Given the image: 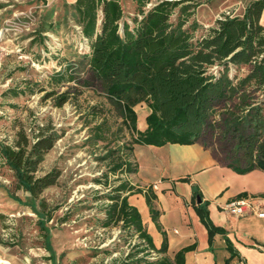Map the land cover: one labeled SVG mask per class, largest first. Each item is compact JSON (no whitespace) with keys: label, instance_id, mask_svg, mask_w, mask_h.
<instances>
[{"label":"trees","instance_id":"1","mask_svg":"<svg viewBox=\"0 0 264 264\" xmlns=\"http://www.w3.org/2000/svg\"><path fill=\"white\" fill-rule=\"evenodd\" d=\"M136 2V12L129 20L119 0H76L68 5L89 45L85 58L92 79L121 120L119 132L126 129L131 138L129 146L106 149L100 157L110 169L105 181L97 182L107 184L110 174L119 182L103 197L110 202L103 226L121 224L139 240L126 258L115 264H185L186 254L195 245L171 253L153 187L144 191L122 176L139 171L134 145L168 144H201L207 150L218 147L222 158L218 152L212 155L234 172L264 173V0H248L242 15L222 14L200 35H196V23L186 26L191 7L183 6V0H160L149 9L150 0ZM176 10L180 16L173 21ZM52 81L72 83L76 77L65 71L54 75ZM29 91L33 93V89ZM9 93L18 97L25 91ZM70 97L69 90L57 96L55 106L63 107ZM142 103L150 109L144 131L138 128L135 111ZM94 130L95 139L103 140L110 128L104 122ZM60 138L52 129L33 141L20 132L14 146L1 145L0 155L15 173L18 189L37 199L46 189L58 186L62 175L58 168L41 177L36 173ZM134 195L144 197L151 222L163 237L160 245L138 207L131 204ZM198 196L203 199L195 189L193 207L207 229L209 244L212 246L216 235L224 236L230 263L237 254L227 232L213 223L209 203L198 204Z\"/></svg>","mask_w":264,"mask_h":264},{"label":"rangeland","instance_id":"2","mask_svg":"<svg viewBox=\"0 0 264 264\" xmlns=\"http://www.w3.org/2000/svg\"><path fill=\"white\" fill-rule=\"evenodd\" d=\"M119 1L129 20L137 0ZM159 1L150 0L147 9ZM183 1V6L191 7L186 26L196 23V35L205 33L222 14L239 15L227 0ZM68 5L65 0H0V149L14 146L20 132L33 141L55 130L61 138L36 176L54 168L62 173L58 186L36 199L17 188L15 173L0 155V264H115L139 243L121 224L103 226L110 204L103 197L119 182L112 174L107 184L97 182L105 181L110 169L100 157L106 149L129 146L131 138L126 129L119 132L121 120L92 79L85 58L89 45ZM179 16L176 10L172 20ZM65 71L76 81L53 83L52 77ZM10 90L25 93L15 97ZM68 90L70 100L63 107L55 106L57 96ZM135 111L138 128L144 129L150 109L142 103ZM104 122L110 130L97 140L94 128ZM146 147L138 148V161L146 158ZM209 150L222 158L218 147ZM122 177L139 186L134 176ZM143 198L134 195L130 202L160 245L163 237L152 224Z\"/></svg>","mask_w":264,"mask_h":264},{"label":"crops","instance_id":"3","mask_svg":"<svg viewBox=\"0 0 264 264\" xmlns=\"http://www.w3.org/2000/svg\"><path fill=\"white\" fill-rule=\"evenodd\" d=\"M65 1L69 5L76 2ZM227 1L242 15L248 0ZM261 23L264 26V12ZM146 128L147 124L139 130ZM140 146L143 145H134V158L139 166L134 177L138 188L146 191L153 187L158 196L156 205L161 212L160 224L167 233L171 253L195 245V249L186 254L185 264H264V219L252 214L234 216L222 210L228 202L244 195L253 197L255 204L264 211L262 171L238 174L220 164L201 144L144 145L148 154L141 162L136 155ZM184 179L187 182H183ZM195 189L202 193V202L209 203L213 223L227 232L237 254L230 263L227 261L231 253L224 236L216 235L212 246L209 244L207 229L193 207Z\"/></svg>","mask_w":264,"mask_h":264},{"label":"built area","instance_id":"4","mask_svg":"<svg viewBox=\"0 0 264 264\" xmlns=\"http://www.w3.org/2000/svg\"><path fill=\"white\" fill-rule=\"evenodd\" d=\"M167 1H173V0H167ZM222 210L234 216L242 217L252 214V215H256L259 218L264 219V211L255 204L254 198L250 196L234 199L228 202L222 208Z\"/></svg>","mask_w":264,"mask_h":264},{"label":"water","instance_id":"5","mask_svg":"<svg viewBox=\"0 0 264 264\" xmlns=\"http://www.w3.org/2000/svg\"><path fill=\"white\" fill-rule=\"evenodd\" d=\"M197 203H198V204H201V203H202V199H201V197H199V196L197 197Z\"/></svg>","mask_w":264,"mask_h":264}]
</instances>
